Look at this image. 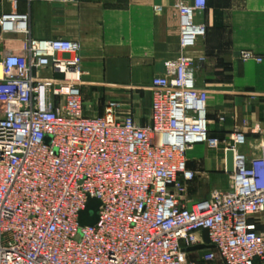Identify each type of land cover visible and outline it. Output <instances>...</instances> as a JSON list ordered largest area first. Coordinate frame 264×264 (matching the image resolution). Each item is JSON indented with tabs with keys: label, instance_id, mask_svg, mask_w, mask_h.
Masks as SVG:
<instances>
[{
	"label": "built area",
	"instance_id": "obj_1",
	"mask_svg": "<svg viewBox=\"0 0 264 264\" xmlns=\"http://www.w3.org/2000/svg\"><path fill=\"white\" fill-rule=\"evenodd\" d=\"M205 7L174 0L180 53L151 80L146 126L118 116L116 101L85 115L79 43L32 39L28 13L0 16L2 30L26 35L22 53L0 59V264H194V252L208 264L264 263V146L248 157L237 150L245 136L233 133L227 187L187 196L195 173L186 151L219 145L186 54L205 34L195 20ZM45 69L49 76L39 74ZM89 197L100 200L98 221L80 226ZM203 229L211 247L187 251L202 243Z\"/></svg>",
	"mask_w": 264,
	"mask_h": 264
},
{
	"label": "crops",
	"instance_id": "obj_2",
	"mask_svg": "<svg viewBox=\"0 0 264 264\" xmlns=\"http://www.w3.org/2000/svg\"><path fill=\"white\" fill-rule=\"evenodd\" d=\"M174 0H75L45 2L0 0V16L17 11L29 15V35L35 40L68 39L80 45L81 97L87 116L104 113L109 101L119 103L117 115L130 113L150 122L154 76L177 57L178 19ZM195 20L205 34L186 54L195 66L198 87L207 92V129L217 148L196 143L186 151L187 168L195 173L187 183L191 200L205 198L228 185L226 151L235 132L246 139L238 152L248 157L264 146V0H206ZM26 35L0 33V59L22 53ZM247 52L250 57L244 58ZM49 76V69L39 72ZM259 229L264 230L260 220ZM201 252L189 255L194 264H208ZM212 264H222L216 262ZM255 264H264L257 260Z\"/></svg>",
	"mask_w": 264,
	"mask_h": 264
},
{
	"label": "water",
	"instance_id": "obj_3",
	"mask_svg": "<svg viewBox=\"0 0 264 264\" xmlns=\"http://www.w3.org/2000/svg\"><path fill=\"white\" fill-rule=\"evenodd\" d=\"M0 33H1V25H0ZM234 170V151L232 149H228L226 151V171L228 173H232ZM100 206V200L96 197H89L85 206V209L80 211L78 217V223L80 226H92L98 221V208ZM188 209H190L191 204H188ZM202 243L197 244L195 246L189 247L187 251H197L203 250L206 248H210L209 239L207 230L203 229L201 231Z\"/></svg>",
	"mask_w": 264,
	"mask_h": 264
},
{
	"label": "rangeland",
	"instance_id": "obj_4",
	"mask_svg": "<svg viewBox=\"0 0 264 264\" xmlns=\"http://www.w3.org/2000/svg\"><path fill=\"white\" fill-rule=\"evenodd\" d=\"M188 196V195H187ZM257 219H258V221H259V223H260V220L262 221H264V212L263 213H261V214H259V215H257Z\"/></svg>",
	"mask_w": 264,
	"mask_h": 264
},
{
	"label": "bare ground",
	"instance_id": "obj_5",
	"mask_svg": "<svg viewBox=\"0 0 264 264\" xmlns=\"http://www.w3.org/2000/svg\"><path fill=\"white\" fill-rule=\"evenodd\" d=\"M0 75H1V71H0Z\"/></svg>",
	"mask_w": 264,
	"mask_h": 264
}]
</instances>
